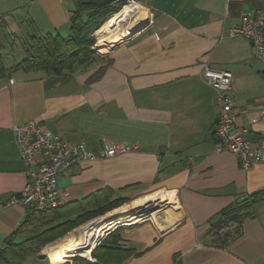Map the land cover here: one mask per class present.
<instances>
[{"label":"crops","instance_id":"crops-1","mask_svg":"<svg viewBox=\"0 0 264 264\" xmlns=\"http://www.w3.org/2000/svg\"><path fill=\"white\" fill-rule=\"evenodd\" d=\"M137 1L148 9L146 25L114 44L103 54L104 62L61 75L17 69L0 80V248L33 213L7 201L26 182L12 127L34 119L94 150L102 140L133 147L65 170L59 187L69 193L67 210L92 207L109 192L125 203L167 194L172 208L161 210L158 222L149 217L115 228L139 253L124 264H264V198L232 241L221 245L213 232L222 210L264 189V161L245 168L233 153L216 151L217 92L203 77L205 66L232 71L240 124L247 122L248 112L264 107V69H254L264 54L245 36H230L243 10L264 8V0ZM3 7L4 18L19 17L24 8L66 31L63 36L71 32L75 9L68 10L64 0ZM19 61L14 57L8 65ZM252 130L254 136L264 135V122ZM81 226L26 263L52 264L58 241L77 243Z\"/></svg>","mask_w":264,"mask_h":264},{"label":"trees","instance_id":"trees-1","mask_svg":"<svg viewBox=\"0 0 264 264\" xmlns=\"http://www.w3.org/2000/svg\"><path fill=\"white\" fill-rule=\"evenodd\" d=\"M76 8L70 17L71 32L61 34H32L23 41L25 56L15 65L6 63L3 44H0V80L9 77L17 69L45 71L61 75L74 73L79 68L104 62L105 55L93 49L95 30L116 13L127 0H75ZM4 18V17H3ZM0 20V28L7 23ZM4 24V25H3ZM2 45V46H1ZM264 198V189L249 194L220 212L213 224L214 235L221 245H226L238 235L239 230L220 229L228 222L242 223L252 216L255 204ZM128 201L114 197L112 192L97 200L92 207L83 206L74 213L64 207L39 213L30 212L13 234V238L0 248V264H26V261L41 253L42 248L84 222L106 213ZM21 238V239H18ZM139 253L127 247L117 228L108 233L91 251L92 259L76 256L73 261L64 258L58 264H124Z\"/></svg>","mask_w":264,"mask_h":264},{"label":"built area","instance_id":"built-area-1","mask_svg":"<svg viewBox=\"0 0 264 264\" xmlns=\"http://www.w3.org/2000/svg\"><path fill=\"white\" fill-rule=\"evenodd\" d=\"M134 2L138 1L127 0L128 4ZM240 21L239 26L231 28L230 36H245L259 55L264 54V8L243 10ZM203 77L217 92L218 116L213 128L216 151L233 153L245 168L254 161H264V135L254 136L252 130V125L264 122V107L248 114L246 112L247 122L240 124L235 107L232 71L205 66ZM12 129L25 166L26 182L23 190L12 194L7 204L29 206L33 213L61 208L67 204L69 193L59 187V178L68 168L84 161L112 157L133 148L126 142L102 140L100 149L94 150L85 141L64 139L34 119L14 124ZM236 228L242 233V223L230 221L219 232ZM101 239L97 240L96 245Z\"/></svg>","mask_w":264,"mask_h":264},{"label":"bare ground","instance_id":"bare-ground-1","mask_svg":"<svg viewBox=\"0 0 264 264\" xmlns=\"http://www.w3.org/2000/svg\"><path fill=\"white\" fill-rule=\"evenodd\" d=\"M133 12L137 15L135 16V19L132 20L129 30L124 36L129 35L132 30L141 26L148 17L142 5L135 2L124 5L123 8L116 14L117 20L122 23L124 20H127ZM118 38V34H111L103 41H100L99 46L108 49L119 41ZM166 204L169 207L165 210L170 211L172 205L166 193H153L124 203L107 212L105 215L99 216V218L91 220L87 224L81 226L83 238L77 243L70 244L64 243L63 240L58 241L56 246L57 251L50 257V262L52 264H58L71 252H75L76 249L84 250L82 255L90 257L89 254L92 248L96 246L97 240L105 235L106 230L113 228L118 222L129 220L137 221L142 217L147 216L148 213H150V217L154 218V220L158 222L157 218L160 214L159 208ZM90 227L92 228L89 230Z\"/></svg>","mask_w":264,"mask_h":264},{"label":"rangeland","instance_id":"rangeland-1","mask_svg":"<svg viewBox=\"0 0 264 264\" xmlns=\"http://www.w3.org/2000/svg\"><path fill=\"white\" fill-rule=\"evenodd\" d=\"M30 0H0V10L2 9V6H4L3 8H12L14 6L17 5H27V3H29ZM64 3L67 5L68 10H73L76 8V2L75 0H64ZM135 3V2H134ZM138 4H140L139 2H137ZM128 3H125L123 5H121L120 9L114 13L112 16H110L108 18V20L103 23L98 29L95 30L94 34L96 37V42L93 45V49L100 54H106L110 48H103L101 46H99V42L103 41L104 39H106L109 35L111 34H118L119 38L118 40L120 41L122 37H124V35L126 34V32L129 30V26L132 22V20L135 19V16L137 15L135 12H133L127 20H124L122 23L120 21L117 20L116 14L123 8L124 5H127ZM142 5V4H140ZM143 6V5H142ZM25 7V6H24ZM145 7V6H144ZM147 9V8H146ZM147 15H149L148 9L146 10ZM20 14H22L21 16H16L15 18L14 16H10V18H3L5 17L7 14H0V20L7 23L6 27L4 26L0 28V44H3L4 48H3V52L6 54V63L10 64V60L12 58H16L18 60H21V58L25 55V50L23 47V41H25V39L29 38L32 34H37V35H47V34H62V35H66V31L64 30H59V29H54V27L52 25H50V23L44 18V16H34L30 13H26V11L24 10H20ZM10 13V12H9ZM8 13V14H9ZM148 19L144 22H147ZM1 23V24H2ZM4 25V24H3ZM69 31V30H68ZM118 41V42H119ZM2 46V45H1ZM169 206L166 204L164 206H161L160 212L161 210H164L165 208L167 209ZM111 211V210H110ZM109 212V211H107ZM106 212V213H107ZM106 213L102 214L105 215ZM99 215V216H102ZM99 216L92 218L86 222H84L82 224L85 225L88 222H90L91 220H94L96 218H99ZM92 227L89 228V230ZM84 250H79V251H75V252H71L70 254H73L74 257L76 256H82V257H86V258H93L90 252V257L88 256H84L82 255ZM92 251V250H91ZM70 254L68 255V257L70 256ZM70 260L71 262L73 261ZM27 262V261H26ZM28 264V263H26ZM47 264V263H45Z\"/></svg>","mask_w":264,"mask_h":264},{"label":"water","instance_id":"water-1","mask_svg":"<svg viewBox=\"0 0 264 264\" xmlns=\"http://www.w3.org/2000/svg\"><path fill=\"white\" fill-rule=\"evenodd\" d=\"M145 25H146V22H144L141 26H139V27L135 28L134 30H132V31L130 32V34L133 33V32H135V31H137V30H139V29H141V28H143ZM254 69L257 70V71L263 70V69H264V61H263L262 59H257V60H256V63H255V67H254ZM149 214H150V213H148L147 216H144V217H142L141 219L147 218V217L149 216ZM139 220H140V219H139ZM133 222H135V221H130V220H129V221L118 222L113 228L106 230V233H109L111 230L115 229L116 227H118V226L121 225V224H124V223H133ZM103 237H104V236H102L101 238H103ZM92 249H93V248H92ZM79 250H80V249H78V251H79Z\"/></svg>","mask_w":264,"mask_h":264}]
</instances>
